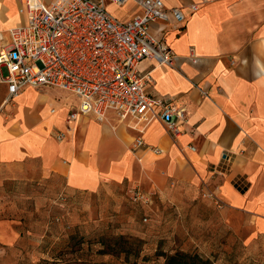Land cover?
<instances>
[{"label": "crops", "instance_id": "1", "mask_svg": "<svg viewBox=\"0 0 264 264\" xmlns=\"http://www.w3.org/2000/svg\"><path fill=\"white\" fill-rule=\"evenodd\" d=\"M25 1L0 0L6 38L9 29L27 25ZM108 7H132L122 21L142 13L133 1ZM165 8H179L184 24L171 16L149 28L176 61L146 59L139 71L150 96L186 111L177 136L159 119L122 121L114 111L102 121L93 114L70 121L80 104L73 93L25 87L7 101L8 86L0 83V245L10 248L21 238L19 215H12L19 207L6 208L7 186L30 188L43 178L61 180L69 193L125 183L186 203L200 191L219 199L220 208L210 205L234 235L264 236V0H165ZM137 137L145 147H135Z\"/></svg>", "mask_w": 264, "mask_h": 264}, {"label": "built area", "instance_id": "2", "mask_svg": "<svg viewBox=\"0 0 264 264\" xmlns=\"http://www.w3.org/2000/svg\"><path fill=\"white\" fill-rule=\"evenodd\" d=\"M137 3L142 13L130 21L110 15L108 6ZM27 25L11 28L8 37L0 33V83L8 86L7 101L25 87L60 88L73 93L80 104L69 120L93 114L102 121L109 111L120 120L134 118L149 125L159 119L173 136L180 134L186 111L165 98H154L146 89L149 80L139 66L148 59L173 66L176 56L164 41H158L149 28L154 22L178 25L186 17L179 8L167 10L165 0H26ZM193 5L192 10L197 11ZM198 63L195 56H191ZM143 133V130L139 131ZM63 135L58 138L62 139ZM137 137L136 148L145 147ZM156 153L159 150L154 149ZM154 195L133 188L132 198L150 204ZM214 200L221 207L219 199Z\"/></svg>", "mask_w": 264, "mask_h": 264}, {"label": "rangeland", "instance_id": "3", "mask_svg": "<svg viewBox=\"0 0 264 264\" xmlns=\"http://www.w3.org/2000/svg\"><path fill=\"white\" fill-rule=\"evenodd\" d=\"M131 9L108 12L120 20ZM7 187L6 208L19 207L12 215H19L14 220L21 238L10 248L0 245V264H165V256L176 252L198 254L212 264H264V236L234 235L200 191L188 203L154 195L145 204L133 200V187L125 183L89 194L69 193L61 180L49 178L30 182V188ZM121 235L142 240L137 258L97 253L101 239Z\"/></svg>", "mask_w": 264, "mask_h": 264}, {"label": "trees", "instance_id": "4", "mask_svg": "<svg viewBox=\"0 0 264 264\" xmlns=\"http://www.w3.org/2000/svg\"><path fill=\"white\" fill-rule=\"evenodd\" d=\"M103 249L97 253L99 255H124L127 259L130 257L137 258L142 248V240L139 238L121 235L113 238H103L99 242ZM165 264H212L211 260L203 258L198 254L187 252H176L165 256Z\"/></svg>", "mask_w": 264, "mask_h": 264}]
</instances>
